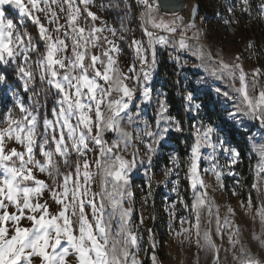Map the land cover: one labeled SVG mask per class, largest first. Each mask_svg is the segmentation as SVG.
<instances>
[{"label": "rangeland", "instance_id": "374dc122", "mask_svg": "<svg viewBox=\"0 0 264 264\" xmlns=\"http://www.w3.org/2000/svg\"><path fill=\"white\" fill-rule=\"evenodd\" d=\"M186 2L185 11L174 15H166L153 11L149 14L148 9L143 7L141 0H88L87 4L83 3L82 0H74L71 11H69V4L65 3L64 0H55V2L53 0H47V2L38 0V7L41 11H33L32 14L39 16L41 23L48 29V34L51 35L53 41L58 36L60 39L65 40L68 45L66 52L57 53V59L64 56L72 58L74 40H80L81 46L77 51L85 54L84 63L86 65L91 63V56H97L104 64H107L108 57L104 53L108 51L115 61L113 68L116 73H110L113 76V81H115L116 75L121 78L128 77L122 79L121 82L133 90V99L129 109L126 110V113H121V116L125 119L120 120L122 131L128 133L131 138L129 146L125 149L124 142L120 141L119 150L114 149V154L125 160H131L132 153L138 150V159L145 162L143 166L138 163L137 169L131 173L127 191L133 195L124 196L122 201L124 209H131L128 227L137 236L138 244V247H129L128 264H131L133 257L137 264H154L153 256H155V264H246L244 253L248 257L259 260L260 264H264V124L254 115L245 114L246 109L249 113H252L253 109L249 108L247 101L244 100L243 93L240 91L241 83L239 80L240 68H242L248 85V98L254 106L258 105L259 94L264 91V0H247V3L244 0H186ZM194 5L198 6V10L191 22L190 13ZM77 8L79 9L78 13ZM89 11L94 13L98 19L93 21L87 15ZM184 12H187L189 17ZM70 16L76 17L75 23L72 25L69 24ZM50 19L53 20L52 23H49ZM152 21H155V24ZM15 23L20 25V19H16ZM57 27H59V32L56 31ZM73 27L84 28L85 31L82 34L73 33ZM93 27L103 29V31L90 34ZM21 30L29 32L37 46L35 51L29 53L30 60L28 64H33L34 61L41 58L42 54H46L45 42L39 39L38 27L26 18L23 21ZM112 30H115V34ZM146 32L151 33V37L146 35ZM65 33H67V36H65ZM81 35L82 40L80 39ZM122 36L123 38H121ZM160 38H163L166 43H159ZM108 41H112L118 50L110 51L112 45ZM134 41L141 46L139 55L136 50L137 44L133 43ZM181 41L184 42L186 47H180ZM163 47L170 49L174 54V57H169V61L174 62L177 68L185 97L191 91L194 97L192 103L200 104L198 101L200 96L205 92L212 93L214 99L227 110L228 117L229 113L238 110L235 121L231 120L240 129L251 131L249 146L258 158V162L252 170L254 175L253 186L255 185V187L252 186L251 189H256L259 194L257 202L251 195L248 196L247 200L241 198L244 188L239 182H234L237 188L233 184L225 192L223 176H234L233 167L238 162V157L233 160L229 153L217 150L214 158H212L213 150L202 145L200 158L197 160L198 175L196 179L202 180L206 187L201 188L199 183L195 190L192 187L190 151V161L187 167L189 191L192 199L188 203L180 182L183 166L177 153L171 148L173 146L169 141L170 133L174 130L168 134L166 140L162 142V146H158L156 154L152 156L151 171L148 176L145 175V169L148 166V153L145 145L141 143V139H149L143 136L145 122L151 130H155L160 103L163 102L168 106L165 91L167 86L165 73L162 75L157 74L162 56L165 55L160 51ZM153 52L155 54L154 63ZM142 56L146 57V62L142 61ZM20 63L22 66L27 67L22 60ZM65 63L67 64V60H65ZM104 64L98 62L96 68L103 72ZM221 64L227 65V67L222 68L220 67ZM14 67L15 65H13ZM130 68L134 71L130 72ZM8 71L11 73L12 68H9ZM60 71L63 72V70ZM144 71L150 74L148 80L143 78ZM257 71L259 74L254 76L253 73ZM93 74L90 68V77ZM38 75L39 70H37L36 83V88L39 91L41 86ZM13 79L19 85L16 88L17 95L27 105L31 92L24 91L23 81L19 79V76H14ZM98 82L104 87L111 86L113 89L108 99L115 101L122 96V92L115 90V83L110 82L109 85H105V82L99 79ZM44 87H48L47 84ZM144 87L151 90L150 101L143 100L142 90ZM217 88L220 89L219 94L216 91ZM224 93H228V95L226 96ZM56 98V90L51 89V95L46 102L47 107L41 108L39 111L37 144L40 141L39 134L44 132V119L46 118L54 124L57 120L52 112L54 106L57 110L59 109ZM186 104L185 99L187 110ZM9 108H12L11 104ZM101 110L103 118L106 120L111 115L107 102L102 105ZM137 111H139V116L136 115ZM188 113L195 118L192 124V134L195 139V125L211 126L216 129L212 133L213 142L219 137L223 140L226 148L235 150L228 145L220 128L203 123L201 108L198 113L195 109L191 113L188 111ZM17 114L18 109L13 111V115ZM126 114L133 116V123H129ZM261 114H264V105H259L255 109V116ZM90 115L95 120L94 112ZM166 115H168V112ZM5 116L3 106L0 105V121H3ZM151 118H153V121ZM70 123L75 125L77 117L73 116ZM2 127H6V125L0 123V128ZM55 127L58 138L60 128L59 125ZM67 131L65 128L66 137ZM95 132L96 129L93 127V135H95ZM47 135L51 140L52 128L47 130ZM102 135L103 139L110 145L117 142L119 133L105 130ZM107 136L110 137V140L107 139ZM67 142L70 144V141ZM5 145L6 154L8 149L12 147L23 151V147L17 145L14 138L13 140L6 139ZM47 147L54 148V145L50 143ZM89 147L97 150L80 158L81 161L86 159L90 163L91 179L88 183H84L83 169L80 176L81 192L87 188V195L78 197L76 202H73L71 195H69L68 200L64 202L67 205L66 216L71 221L73 234L77 236L79 235L80 199L83 200L84 215L88 223L93 225L94 234L99 235L95 230L96 220L93 217L90 201H94L97 207V215H100V205L102 202L104 203L105 206L102 211L106 223L109 214L114 212L107 197L103 201L101 199L105 179L102 170L96 166V161L99 159L98 146L90 143ZM164 147L169 148L165 149ZM166 154L168 163H162L155 167L154 159L156 157L161 158ZM35 155L39 160L44 159L40 155L38 147L35 150ZM57 159L59 158L57 157ZM72 159H76V153L74 152L72 153ZM5 164L10 165L11 162H5ZM168 169L172 170L171 176L165 175ZM33 171L37 179L48 185L52 184V179L47 172L41 173L38 169H33ZM61 171H72L74 173L75 168L64 169L62 167ZM215 172L221 173L219 180H217ZM5 178L4 170L0 169V186H2ZM60 180L62 183V176ZM27 183L31 185V182ZM74 183L75 176L69 182L70 191L74 188ZM155 189H160L163 196L159 198L157 209L152 217L150 214L151 194L149 193ZM62 190V188L57 189V191ZM107 190L112 191L111 177L108 178ZM204 192H206V196L203 199L206 203L193 210V203L201 198V193ZM32 199L33 202L39 199L42 204L47 202L52 214H58L63 207L55 203L51 193L47 190L39 198L33 196ZM6 210L10 213L15 212L13 206H9ZM2 211L4 210H0V212ZM73 212H75V215H73ZM197 217H199V221H197ZM152 218L157 220L158 223V231L154 237H156V248L160 252L159 256L148 252L141 230L149 228ZM217 218L219 220V231H217ZM118 219L119 216L115 215L110 222L113 233ZM60 223H63V221H60ZM21 226L31 227V223L22 220ZM237 229L239 230L237 231ZM206 234L211 244L215 245L214 248L205 240ZM63 245L68 246L66 240ZM60 250L58 248L57 252ZM48 251L51 252V249L49 248ZM70 252H74V250L70 249ZM217 254L219 256L218 260ZM33 259L36 264H42L38 257ZM67 259L72 261V264H78L71 255Z\"/></svg>", "mask_w": 264, "mask_h": 264}, {"label": "snow or ice", "instance_id": "6c2138e0", "mask_svg": "<svg viewBox=\"0 0 264 264\" xmlns=\"http://www.w3.org/2000/svg\"><path fill=\"white\" fill-rule=\"evenodd\" d=\"M47 2V0H45ZM55 2V0H53ZM69 4V11L74 0H64ZM87 4L88 0H82ZM148 9L149 14L152 11L150 0H141ZM247 3V0H244ZM16 10V11H14ZM33 11L39 12L38 0H0V105L6 113L5 118L0 123L6 127L0 128V169L5 172L6 178L0 186V264H36L34 257H38L42 264H72L67 258L71 255L78 264H128L129 247H138L137 236L133 234L128 227L131 216V209L123 208V197L131 196L132 193L127 191V185L131 179V173L137 169V164L144 165V161L138 159V150L132 153L131 160H125L114 154V149L119 150L120 141L124 142V148L129 146L131 139L129 134L123 132L120 125V120L125 119L121 113H126L133 99V90L129 89L126 84H123L122 79L116 75L115 81L110 73L115 74L113 68L115 61L109 55V52L104 53L108 57L107 64H104L97 56H91V63L86 65L85 54L77 51L81 46L80 40H74L72 45V58L64 56L57 59L58 52H66L68 45L65 40L58 36L53 41L48 29L41 23L39 16L33 15ZM77 13L79 9H76ZM18 12V15H17ZM94 21L98 17L89 11L87 13ZM55 16V14H53ZM20 19V25L15 23L16 19ZM28 19L32 24L36 25L39 30V39L45 42V52L40 59H37L33 64H28L30 60L29 53L36 50V44L33 41L31 34L27 31H22L24 19ZM76 17H69V24L75 23ZM53 20L50 19L49 23ZM155 24V21H152ZM59 32V27L56 28ZM73 33L82 34L85 29L73 27ZM103 29L93 27L91 33L101 32ZM115 34V30H112ZM146 35L151 37V33L146 32ZM67 36V33H65ZM123 38V36L121 37ZM80 39L83 37L81 35ZM91 42V41H87ZM159 43L163 44L166 41L160 38ZM112 45L110 51H117L112 41H108ZM137 54H140L141 46L138 42ZM251 47V45H249ZM180 47H186L183 41L180 42ZM153 52V63L155 62ZM142 61L146 62V57L142 56ZM239 59V57H237ZM23 61L27 67L22 66L20 61ZM67 60V64L65 63ZM104 64V71L101 72L96 68L97 63ZM13 65L15 67L13 68ZM58 66V67H57ZM220 67L226 68L227 65L221 64ZM12 68L9 73L8 69ZM94 73L91 77L89 69ZM37 70H39L38 80L40 90L36 88ZM60 70H63L61 72ZM129 71H134L130 68ZM75 73V74H74ZM259 72H254L253 75H258ZM14 76H19L23 81V89L25 92H31L29 95V103L26 105L24 101L17 95L16 88L19 87L13 79ZM144 80L150 78L147 71L143 73ZM103 80L105 85L110 82L115 83V90L122 92V96L112 101L108 99L113 90L111 86L104 87L99 82ZM239 80L241 83L240 91L243 93L244 100L247 101L248 107L253 109L249 113L247 109L245 114L254 115L264 124V114L255 116V109L259 105H264V91L259 94L258 105H253V102L247 95L246 76L243 69L240 68ZM47 84L48 87H44ZM31 86V87H30ZM51 89H55L57 93L56 104L59 109L54 106L52 108L53 115L57 117L55 124L48 119H44V132L40 133V141L37 144V124L38 114L41 108L47 107V99L51 95ZM87 90L86 92L84 90ZM150 89L144 87L142 97L144 101L151 100ZM220 93V89H216ZM228 95V93H224ZM187 110L191 113L193 109L199 112L201 105L193 104V93L188 92L185 97ZM86 101V102H85ZM107 102L111 115L105 120L101 110L102 105ZM12 108H9V105ZM18 109V114L13 115V111ZM95 115L93 120L92 115ZM168 112L167 104L161 102L160 110L157 113L155 130H151L145 122V131L143 136L148 140L141 139V143L145 145L148 153L147 168L145 175L148 176L151 171L152 156L156 154L158 146H162V142L166 140L171 131L183 132V124L179 119L172 117ZM23 114V115H19ZM237 112L229 113V119L235 121ZM139 116V111L136 113ZM76 116L77 123L72 125L70 119ZM129 123L134 122L131 115L126 114ZM62 121V123H61ZM56 125H59V137L56 136ZM93 127L96 132L93 135ZM52 128L53 135L51 140L47 135V130ZM67 129V137L64 129ZM117 131L119 133L117 142L108 144L103 139V131ZM215 128L203 124L194 126L195 143L191 150V179L192 187L195 190L199 183L201 188H205L202 180H197V160L200 158L201 146L209 147L213 150V156L217 150L227 152L233 160L239 153L233 149L225 147L222 139L217 137L216 141L212 140V133ZM17 145L23 147V151L15 147L9 148L5 153V140H13ZM70 141V144L67 142ZM54 145V148L47 147L49 144ZM98 146L99 159L96 161L97 168L103 172L105 179L101 199L107 197L114 212L109 214L108 222L104 220V203L100 205V215H97V207L94 201H90L93 217L96 220L94 234L93 225L88 223L84 215L83 200H79V235H74L71 229V221L66 216L67 205L65 201L71 195V200L76 202L78 197L87 195V188L81 192L80 176L83 169L84 183L87 184L91 179L90 163L84 159L87 153L96 151L89 147V144ZM39 148L40 155L44 158L39 160L36 158L35 150ZM76 153V159H72V153ZM57 157L59 159H57ZM13 158H16L15 160ZM175 159V157H174ZM11 162L6 165L5 162ZM18 162V163H17ZM103 162V163H101ZM31 165V167H29ZM71 169L72 171L62 172L61 168ZM33 169H38L41 173L47 172L52 179V184L48 185L44 181L39 180L34 175ZM214 170V169H213ZM215 171V170H214ZM172 170L168 169L165 172L166 176H171ZM217 180L221 175L220 172H215ZM63 177L61 183L60 177ZM75 176L74 188L69 189V182ZM111 177L112 191L107 190L108 178ZM27 182H31V185ZM150 187V185H149ZM255 187V185L253 186ZM63 189L57 191V189ZM47 190L51 193L52 199L56 204L62 205V210L58 214L50 212V206L45 203H40L39 199L33 202V196L39 198ZM150 194V193H149ZM206 192L201 193V198H198L192 205L193 210L203 206L206 201L203 197ZM9 206L15 208V212H8L6 209ZM39 214V215H37ZM75 215V212H73ZM119 216L116 223V228L113 230L110 226L111 220ZM27 220L31 223V227L21 226V221ZM63 221V223H60ZM199 221V217H197ZM227 224V222H226ZM219 220L217 218V231H219ZM239 229H237L238 231ZM66 240L68 246H64ZM205 240L211 247V244L206 234ZM122 245V246H121ZM51 249V252L48 249ZM61 250L57 252V249ZM74 250V252H70ZM243 251V250H242ZM246 264H260L259 260L248 257L244 253ZM219 256L217 254V260ZM155 264V256H153ZM131 264H137L133 257Z\"/></svg>", "mask_w": 264, "mask_h": 264}, {"label": "trees", "instance_id": "16d2710c", "mask_svg": "<svg viewBox=\"0 0 264 264\" xmlns=\"http://www.w3.org/2000/svg\"><path fill=\"white\" fill-rule=\"evenodd\" d=\"M172 70V71H170ZM165 73V87L166 101L169 106L168 114L182 121L183 132H171L169 141L172 143L171 148L175 150L178 158L183 166L181 168L180 182L184 188V197L188 203L191 202L192 196L190 194V184L188 182V167L190 161V151L195 143V138L192 134V124L195 121L194 117H191L185 108V91L180 83V78L177 74V68L174 62L169 61V56L163 55L162 61L158 67L157 74L162 75ZM201 105V115L203 123H207L216 128H220L223 131L224 137L231 147H233L238 153V162L233 167V177L228 175L223 176V184L225 192L231 186L235 187L234 182H239L243 186V193L241 198L247 200L248 196L257 202L259 200V194L256 189H251L254 184V175L252 170L258 162L257 156L251 151L249 146L250 130L244 131L240 129L229 117L227 116V110L223 108L220 103L214 99L212 93L205 92L198 98ZM153 121V118H151ZM110 140V137L107 136ZM165 149L169 147H164ZM155 167L160 164L168 163L167 154L161 158L156 157L154 159ZM143 183V182H142ZM144 186V185H143ZM237 188V187H235ZM151 207L150 214L153 217L157 209L159 198H162L163 194L160 189H155L151 193ZM181 212V211H180ZM157 220L151 219L149 228L141 229L143 232V240L148 248L149 253H155L160 255V252L156 248V234Z\"/></svg>", "mask_w": 264, "mask_h": 264}, {"label": "water", "instance_id": "95a60500", "mask_svg": "<svg viewBox=\"0 0 264 264\" xmlns=\"http://www.w3.org/2000/svg\"><path fill=\"white\" fill-rule=\"evenodd\" d=\"M160 12L166 15H174L180 13L186 6V0H157ZM198 10V6L194 5L191 9V22L193 21ZM15 11V10H14Z\"/></svg>", "mask_w": 264, "mask_h": 264}, {"label": "built area", "instance_id": "2783aa9c", "mask_svg": "<svg viewBox=\"0 0 264 264\" xmlns=\"http://www.w3.org/2000/svg\"><path fill=\"white\" fill-rule=\"evenodd\" d=\"M150 3H151V6H152V11L153 12H157V13H160V9H159V4H158V1L157 0H150ZM143 7H145V5L142 3ZM146 8V7H145ZM185 9V8H184ZM182 10L181 12L185 11V10ZM186 13V15H188L189 17V14H187V12H184ZM188 13H189V10H188ZM163 54L169 56V57H174V54L172 53V51L170 49H167V48H161L160 50Z\"/></svg>", "mask_w": 264, "mask_h": 264}]
</instances>
